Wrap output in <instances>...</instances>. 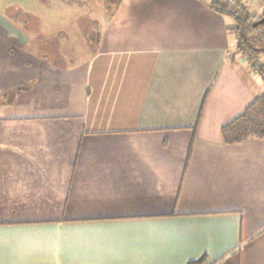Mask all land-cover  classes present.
I'll use <instances>...</instances> for the list:
<instances>
[{"label":"crops","instance_id":"1","mask_svg":"<svg viewBox=\"0 0 264 264\" xmlns=\"http://www.w3.org/2000/svg\"><path fill=\"white\" fill-rule=\"evenodd\" d=\"M207 1L0 0V264H264V140L220 134L264 81Z\"/></svg>","mask_w":264,"mask_h":264},{"label":"trees","instance_id":"2","mask_svg":"<svg viewBox=\"0 0 264 264\" xmlns=\"http://www.w3.org/2000/svg\"><path fill=\"white\" fill-rule=\"evenodd\" d=\"M104 12L111 17L120 0H99ZM263 8L261 15L251 20L245 10H226L218 0H208L207 5L214 11L231 16L235 23L234 37L237 45L235 53L246 59L251 71L257 73L264 81V23L253 27L254 23L264 18V0H257ZM220 134L225 144H240L246 140H264V92L256 96L243 112L224 124ZM188 264H205V258Z\"/></svg>","mask_w":264,"mask_h":264},{"label":"rangeland","instance_id":"3","mask_svg":"<svg viewBox=\"0 0 264 264\" xmlns=\"http://www.w3.org/2000/svg\"><path fill=\"white\" fill-rule=\"evenodd\" d=\"M14 1H17V0H14ZM6 2H7V0H2L3 4ZM258 4L261 5L259 2H258ZM57 5H58L57 10H59L60 6H59V4H57ZM55 10L56 9H54L53 11H55ZM70 13L76 14V10H70ZM89 13L92 16H94L95 18H97L100 15L102 16L103 11L101 10V6H97V8L92 13L91 12H89ZM47 22L52 23L51 27H53V28L55 27L54 17H51V18L48 17ZM16 24L18 25V27H21L23 24V21L22 20H16ZM88 32H92L91 36ZM96 32H97V29H92V30L90 29L89 31H86L87 35L76 37L78 42L69 47V51L67 50L68 53H64V54L68 55L67 59H68V64L70 66L75 65V66H77V68L82 66L84 60L86 59L87 54H90V51H91L90 47H93L94 44L96 43V39H97ZM59 38H63V37H59ZM73 68H75V67H73Z\"/></svg>","mask_w":264,"mask_h":264},{"label":"built area","instance_id":"4","mask_svg":"<svg viewBox=\"0 0 264 264\" xmlns=\"http://www.w3.org/2000/svg\"><path fill=\"white\" fill-rule=\"evenodd\" d=\"M220 3V6L226 10H236L241 11V5H239L237 2L233 0H218Z\"/></svg>","mask_w":264,"mask_h":264},{"label":"water","instance_id":"5","mask_svg":"<svg viewBox=\"0 0 264 264\" xmlns=\"http://www.w3.org/2000/svg\"><path fill=\"white\" fill-rule=\"evenodd\" d=\"M262 23H264V18H262V19L256 21V22L254 23L253 27L259 26V25L262 24Z\"/></svg>","mask_w":264,"mask_h":264}]
</instances>
